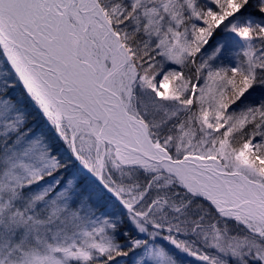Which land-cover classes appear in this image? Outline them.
<instances>
[{
    "label": "snow or ice",
    "instance_id": "snow-or-ice-1",
    "mask_svg": "<svg viewBox=\"0 0 264 264\" xmlns=\"http://www.w3.org/2000/svg\"><path fill=\"white\" fill-rule=\"evenodd\" d=\"M0 264H264V0H0Z\"/></svg>",
    "mask_w": 264,
    "mask_h": 264
}]
</instances>
